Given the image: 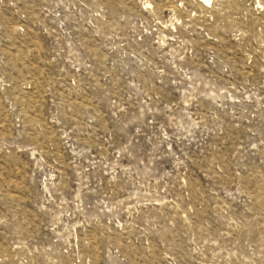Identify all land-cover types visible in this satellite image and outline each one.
Wrapping results in <instances>:
<instances>
[{
	"label": "rangeland",
	"instance_id": "rangeland-1",
	"mask_svg": "<svg viewBox=\"0 0 264 264\" xmlns=\"http://www.w3.org/2000/svg\"><path fill=\"white\" fill-rule=\"evenodd\" d=\"M0 264H264V0H0Z\"/></svg>",
	"mask_w": 264,
	"mask_h": 264
}]
</instances>
